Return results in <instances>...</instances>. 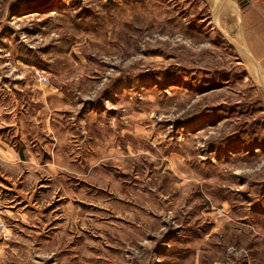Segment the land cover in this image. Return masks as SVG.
<instances>
[{
	"label": "rangeland",
	"instance_id": "374dc122",
	"mask_svg": "<svg viewBox=\"0 0 264 264\" xmlns=\"http://www.w3.org/2000/svg\"><path fill=\"white\" fill-rule=\"evenodd\" d=\"M257 2L0 0V264H264Z\"/></svg>",
	"mask_w": 264,
	"mask_h": 264
},
{
	"label": "crops",
	"instance_id": "0c3cea01",
	"mask_svg": "<svg viewBox=\"0 0 264 264\" xmlns=\"http://www.w3.org/2000/svg\"><path fill=\"white\" fill-rule=\"evenodd\" d=\"M254 1L259 2L248 7L243 17L245 25L249 27L250 52L264 71V18L262 14L264 13V3L261 0Z\"/></svg>",
	"mask_w": 264,
	"mask_h": 264
}]
</instances>
